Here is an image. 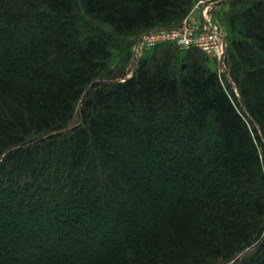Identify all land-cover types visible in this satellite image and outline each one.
I'll use <instances>...</instances> for the list:
<instances>
[{
	"label": "trees",
	"instance_id": "trees-1",
	"mask_svg": "<svg viewBox=\"0 0 264 264\" xmlns=\"http://www.w3.org/2000/svg\"><path fill=\"white\" fill-rule=\"evenodd\" d=\"M0 264H264V0H0Z\"/></svg>",
	"mask_w": 264,
	"mask_h": 264
},
{
	"label": "built area",
	"instance_id": "built-area-1",
	"mask_svg": "<svg viewBox=\"0 0 264 264\" xmlns=\"http://www.w3.org/2000/svg\"><path fill=\"white\" fill-rule=\"evenodd\" d=\"M190 19L191 14L177 28L157 30L146 34L141 39V45L150 49L159 44L171 43L183 51L195 48L202 52L205 57H218L223 49L222 35L192 27Z\"/></svg>",
	"mask_w": 264,
	"mask_h": 264
},
{
	"label": "rangeland",
	"instance_id": "rangeland-1",
	"mask_svg": "<svg viewBox=\"0 0 264 264\" xmlns=\"http://www.w3.org/2000/svg\"><path fill=\"white\" fill-rule=\"evenodd\" d=\"M206 2L204 1H196L192 5L191 19L190 24L192 27H196L201 30H209L211 32L217 33V35H222V52L220 51V55L218 57L208 58L207 65L213 69L218 75H220L224 70L223 64V56L225 55V48H228L227 44V33L225 31V26L221 21L222 12L228 11L229 6L227 4L220 5H212L211 9H206L203 11L202 7ZM203 5V6H202ZM142 41V40H141ZM138 54L141 56L144 51L148 50L147 47L141 45V43L137 46ZM135 50V47L133 48ZM181 50V49H179ZM182 51V50H181Z\"/></svg>",
	"mask_w": 264,
	"mask_h": 264
}]
</instances>
